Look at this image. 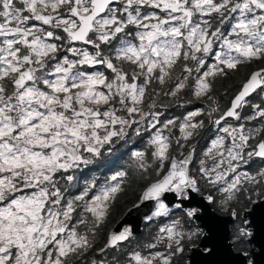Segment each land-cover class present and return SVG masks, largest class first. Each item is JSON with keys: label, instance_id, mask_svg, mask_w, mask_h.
Here are the masks:
<instances>
[{"label": "snow or ice", "instance_id": "snow-or-ice-1", "mask_svg": "<svg viewBox=\"0 0 264 264\" xmlns=\"http://www.w3.org/2000/svg\"><path fill=\"white\" fill-rule=\"evenodd\" d=\"M254 61H264V0H0V264H71L93 247L130 172L87 181L76 194L67 173L110 154L133 126L150 132L131 153L132 179L142 182L137 199L155 205L148 221L170 215L168 194L180 200L175 207L202 194L201 181L225 194L223 203L245 185H264V168L241 171L264 162V105H251L248 117L240 111L264 91V66L223 111L210 95L217 77ZM186 90L216 106L164 119L161 93L178 99ZM202 115L215 132L197 154L191 141L205 128ZM183 211L191 219L201 209ZM195 235L179 218L162 223L123 264H173ZM131 237L130 228L112 231L99 252Z\"/></svg>", "mask_w": 264, "mask_h": 264}, {"label": "trees", "instance_id": "trees-1", "mask_svg": "<svg viewBox=\"0 0 264 264\" xmlns=\"http://www.w3.org/2000/svg\"><path fill=\"white\" fill-rule=\"evenodd\" d=\"M209 61L212 62L213 60L211 59ZM262 66H264V61H254L250 64L242 65L238 71H229L226 77L222 76V77H217L215 79L213 84V90L210 93V95L214 98L216 104L219 105L221 111H223L225 108L229 106L231 98L236 94L242 82L247 78L248 74L252 70L258 69L259 67ZM257 92L258 90L247 98L248 104L245 105V107L240 110L242 117H248L253 113L251 105L256 103L255 101L258 97ZM184 97L186 98V100H190V99L194 100V98L191 95H188L186 93H184ZM216 104H213L212 101H209L207 97H202L200 98L199 101L194 100V104L184 108V110L181 111L182 113L179 114L178 116L182 117L185 110L192 111L195 110L196 108L204 109L205 113H207L209 107L210 106L215 107ZM262 104H264V102H262ZM218 114L219 113H215L213 115V118H215V116ZM167 115L172 116L173 114L170 113ZM199 118L204 120L205 122V128L201 130V135H205L211 130V128L214 127V125L208 120L207 115H202ZM241 121H244V123H246L248 126L250 125L251 128H255L258 123V121L247 122L244 119H241L239 122ZM208 134L211 137V133L209 132ZM201 135L195 137L191 141L196 146L197 154L201 153V151L207 147V143L210 138L208 137L205 140H201L202 139ZM142 143L143 140L137 139L136 141H134V143L127 146L125 151L120 152L119 154H114L110 156V158H106L103 161L100 160L96 164H94V166L96 167L94 170L98 171L97 173L100 179L102 178V175H104L102 179H106L115 171L123 170V165H121L122 160L125 159L129 154H131L132 153L131 151L140 148ZM263 163L264 162L260 160H255L254 162H249L244 164V166L241 167V169L243 168L244 171L255 173L256 171L260 170V167L262 166ZM132 164L134 167L132 168L134 170L135 165L133 160H132ZM107 166H109V168ZM193 166H195V164H193ZM141 183L142 182L139 181L138 179H137V183L132 182L129 185L131 190L128 189V184H127L125 192L120 194L117 200L113 202L109 211V216L105 221L103 227H101L96 233L95 239L93 241V247L85 251L82 254V257L79 256L78 260H80L81 262H78V264H90L92 260H95L97 262L104 261V264H113L114 261L118 262V264H123L124 260L126 259L125 254L129 250L135 249L138 246L142 247L143 245L152 242L153 238L156 235L158 226H160L162 223H167L177 218L181 220L183 230L185 231V233H193L198 231V235L193 236L191 239H188L186 237L182 241L184 251L182 253H178L173 258V264L187 263L188 260L187 255L189 254L191 248L197 246L199 238L201 237L200 235L202 234L199 235L200 229L198 223L193 219L187 218L182 208L175 206L171 208L172 211L170 215L166 218L158 217V218H154L152 221L144 220L140 232L136 235H132L129 241L122 245L121 249L119 250L108 249L104 253L99 252V249L103 247V245L106 242V238L109 230L122 217L125 211L138 201L137 198L141 191ZM201 185L203 187H201L202 194L200 195L203 196L212 195L214 197V202H210V204L215 211L223 215L231 214L233 213V211L237 213L236 218L233 220V223L230 225V239L233 244V248L236 251H242V252L247 251L249 248L245 241L246 235L241 234L242 235L241 239L237 237L236 228L241 226L240 224L237 226V222L242 212L248 209L254 200L264 197V186L245 185L244 187L241 188L239 192L235 194V197L233 199L227 201L228 202L227 209L221 210L218 206H216L217 202L215 201L216 199H219L220 196L218 194L212 193L211 188H207L206 185L203 183V181H201ZM131 191L134 193V195L133 193H131ZM242 231L243 230H241V232ZM159 250H163V248H160Z\"/></svg>", "mask_w": 264, "mask_h": 264}, {"label": "water", "instance_id": "water-1", "mask_svg": "<svg viewBox=\"0 0 264 264\" xmlns=\"http://www.w3.org/2000/svg\"><path fill=\"white\" fill-rule=\"evenodd\" d=\"M233 98L234 96L231 100ZM204 197L200 194H194L192 201H184L182 205V208L199 207L201 209L194 219L203 230L197 246L191 248L187 255L186 264H264V197L254 200L246 212V221H248L247 225L250 231L247 239L250 248L247 253L236 251L233 248L230 239V225L233 223V216L231 214L223 215L215 211ZM166 202L169 203L170 207L181 203L178 198L171 194H168ZM134 205L137 207L132 205L128 208L108 234L112 231H122L123 226H129L132 235L140 232L144 217L151 213L154 204L141 205L138 200ZM205 249H210L211 253L206 252Z\"/></svg>", "mask_w": 264, "mask_h": 264}, {"label": "rangeland", "instance_id": "rangeland-1", "mask_svg": "<svg viewBox=\"0 0 264 264\" xmlns=\"http://www.w3.org/2000/svg\"><path fill=\"white\" fill-rule=\"evenodd\" d=\"M208 63H212V62H210V61H207ZM191 66V65H190ZM182 68H183V61H181V62H179L178 64H177V66H176V68H175V71H174V75H179V74H181V72H182ZM102 70V69H101ZM184 93H186V94H188V95H191L193 98H194V100H197V101H199L200 99H196L193 95H192V93H191V90H186V91H184V92H182L180 95H179V97H178V99L177 98H173V97H171V96H167V97H165L162 93H161V96H160V98H159V101H158V107H159V111L160 112H162L163 113V118L164 119H168V118H177V117H180V116H178L179 114H181L182 112V110H184V108H186V107H188V106H191V105H193L194 104V100H192V99H190V100H186V98L184 97ZM257 99H256V103H254L253 105H264V104H262V102H264V91H261V90H258V92H257ZM165 101V102H164ZM187 102H190V103H188V104H186ZM260 102V103H259ZM147 103V102H146ZM159 105H163V106H159ZM166 106V108H164ZM167 107H171V108H167ZM169 109H172V110H169ZM197 109H200V108H197ZM169 110V111H168ZM196 110V109H195ZM252 110L254 111V109L252 108ZM193 111V110H192ZM188 112V110H185V112L183 113V115H182V117L186 114ZM170 114V113H172L173 115L172 116H169V115H167V114ZM253 114V113H252ZM251 114V115H252ZM165 116H167V117H165ZM182 117H180V118H182ZM200 119V118H199ZM248 122V121H247ZM239 123H244V121H241V122H239ZM259 124H260V122L258 121V123H257V125H256V127H259ZM248 126V125H247ZM144 127H146V126H144ZM248 127H251L250 125L248 126ZM127 131V135H126V137H125V139L124 140H122V141H116L113 145H112V149H113V151L109 154L108 153V151H107V149H104V150H102L103 151V156L102 157H100V158H97L92 164H89V166L87 165V166H85V167H90V169H89V171H91L92 169H93V172H91V173H89L90 174V176H92V177H90V179L89 180H82V178H81V176H83L85 173L84 172H82V168L84 167V166H81V168L80 169H77V170H75V171H70L69 173H67V174H71V175H74L75 176V181H74V183L72 184V186H71V189H72V193L71 192H69V194H76V192H77V189L78 188H81V187H83V185L85 184V182H87V181H91V180H93V179H95L96 181H98L99 182V184H103L104 183V181H105V179H100V177L98 176V173L97 172H95L96 170H94L96 167L94 166V164H96L98 161H100V160H104V159H106V158H110V156H112V155H114V154H119L120 152H123V151H125L126 150V147L127 146H129V145H131L132 143H134V141H136L137 139H141V140H143V143H142V145L140 146V148H138V149H144V147H145V145H146V143H147V141H148V139H149V135H150V132L149 131H144L143 130V128H142V131H141V133L140 134H137L136 133V127L135 126H133L132 128H129V129H127L126 130ZM210 133H211V136H212V133H214L215 132V126L213 127V128H211V130L209 131ZM208 132V133H209ZM173 133H174V135L175 136H179L180 135V133H179V129L177 128V129H173ZM205 134V135H201V140H205V139H207L208 137H210L209 136V134ZM208 142H209V140H208ZM207 145H208V143H207ZM138 149H134L133 151H135V150H138ZM133 151H131V152H133ZM204 150H202L201 151V153L203 152ZM121 165H123V170H128L129 172H130V179H129V181H128V189L129 190H131V188L129 187V185L132 183V182H135V183H137V179H132V174L134 173V170H133V164H132V158H131V154H129L125 159H123L122 160V162H121ZM244 166V164L243 165H241V167H243ZM133 167V168H132ZM196 167H197V165L195 164V166H193V172H195L196 171ZM261 168H264V163L262 164V166L260 167V169ZM241 171H244L243 170V168L241 169ZM60 181V183H61V186H64L65 185V182H64V180H59ZM260 186H264V185H260ZM201 187H203L202 185H201ZM206 187L207 188H211V187H208L207 185H206ZM211 192L212 193H215V194H218L220 197H219V199H216L215 201L217 202V204H216V206H218L221 210L223 209V210H226L227 209V206H228V202H226V203H223V201H224V199H225V194H223V193H221V192H219V191H217L215 188H211ZM131 193H133L132 191H131ZM133 195H134V193H133ZM206 197V196H205ZM175 205H177V204H175ZM174 205V206H175ZM173 206V207H174ZM170 208H172V207H170ZM179 208H182V207H179ZM182 209H184V208H182ZM249 209V208H248ZM248 209H246V210H244L243 212H242V214H241V216H240V218L238 219V222H237V226L240 224L241 226L240 227H238V228H236V231H237V237L238 238H242V235L241 234H245L246 235V238H245V241H246V244H247V246H248V248H250V246H249V244L247 243V239H248V237H249V233H250V231H249V228H248V221H246V212H247V210ZM155 210V205H154V207H153V209H152V211H151V213L149 214V215H151L152 214V212ZM148 215V216H149ZM231 215L233 216V214L231 213ZM236 218V215L235 216H233V220ZM191 219H193V220H195L194 219V217L193 218H191ZM144 220H147L146 219V217H144ZM196 221V220H195ZM233 222V221H232ZM199 226V225H198ZM124 228H129V226H123V229ZM243 230L242 232H241V230ZM199 229H200V232H199V235L200 234H203V230L199 227ZM184 231V230H183ZM185 232V231H184ZM201 236V235H200ZM248 252V250L247 251H245L244 253H247ZM94 260H92L91 262H90V264H92V262H93Z\"/></svg>", "mask_w": 264, "mask_h": 264}, {"label": "flooded vegetation", "instance_id": "flooded-vegetation-1", "mask_svg": "<svg viewBox=\"0 0 264 264\" xmlns=\"http://www.w3.org/2000/svg\"><path fill=\"white\" fill-rule=\"evenodd\" d=\"M114 6H117V5H114ZM37 23H39V22H37ZM211 59H212V58L210 57V58L208 59V61L211 60ZM101 69H102V68H101ZM102 70H104V69H102ZM164 102H165V101H164ZM188 103H190V102H187L186 104H188ZM164 108H166V106H165ZM167 108H171V107H167ZM196 109H197V108H196ZM257 160H258V159H257ZM107 167L109 168V166H107ZM89 169H90V167H85V166L82 168V172L85 173L83 176H81L82 180H89L90 177H92V176H90L89 173L93 172V169H92L91 171H89ZM95 172H98V171H95ZM103 176H104V175H102V178H103ZM56 178H57L58 180H63L62 177H61V175H57ZM102 178H101V179H102ZM64 182H65V181H64ZM64 186H65V185H64ZM71 186H72V185H71ZM71 186L69 187V192L72 193ZM79 256L82 257V255H77V256L72 257V258H71V264H78V262H81L80 260H78Z\"/></svg>", "mask_w": 264, "mask_h": 264}]
</instances>
